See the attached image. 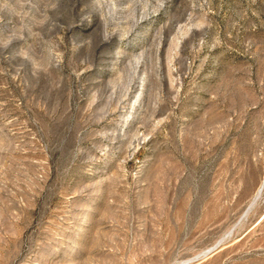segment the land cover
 Instances as JSON below:
<instances>
[{
    "label": "rangeland",
    "instance_id": "1",
    "mask_svg": "<svg viewBox=\"0 0 264 264\" xmlns=\"http://www.w3.org/2000/svg\"><path fill=\"white\" fill-rule=\"evenodd\" d=\"M0 264H264V0H0Z\"/></svg>",
    "mask_w": 264,
    "mask_h": 264
}]
</instances>
